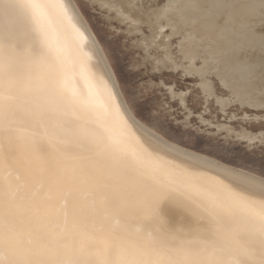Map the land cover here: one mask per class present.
<instances>
[{"label":"snow or ice","instance_id":"1","mask_svg":"<svg viewBox=\"0 0 264 264\" xmlns=\"http://www.w3.org/2000/svg\"><path fill=\"white\" fill-rule=\"evenodd\" d=\"M26 6L45 11L64 7L50 0H28ZM91 7L107 11L110 16L115 13L130 29H138L135 35L143 36L146 46L144 66L155 65L151 73L152 92L159 88L169 105L178 104L185 112L191 109L189 123L195 118V109L188 102L190 98L193 103L203 105L205 114L213 102L217 107L264 112V0L259 3L256 0H167L166 3L162 0H101ZM43 20L35 17L33 24L39 26ZM149 36H152L151 42ZM34 48L22 54L28 68L23 75L15 56L0 55V101H7L0 103V116L11 117L21 110L16 107L20 105L40 123L49 118L59 123L60 116L71 105L74 111L82 113L81 119H86L89 104L73 88L67 60L61 53L54 52L47 33L35 42ZM170 65L175 66L171 75L193 83L164 79L163 69ZM172 111L174 113L175 109ZM45 127L44 136L33 137V148L27 153L36 173L33 185L13 187L9 184L5 188L0 183V264H73L69 259L57 258L64 255L59 247L54 257L41 255V247L53 249L54 245L67 243L69 229L79 228L84 237L88 236L87 224H69L67 213L63 225L66 234L55 237L53 232L59 228L49 232L48 228L60 215L58 208L38 207L41 224L35 233L26 237L6 231L3 226L6 195L30 202L43 192L48 199L64 200L78 192L84 183L93 185L89 191H95L97 182L107 193L108 175L131 168L143 181L141 222H147L158 215L149 198L167 191L157 183L155 176L144 175L139 162L130 158L121 143L102 127L92 133V138L103 145L102 154L110 162L106 170L90 157L69 156L67 150L78 145L56 140ZM45 143L52 149L50 156L41 152V145ZM261 147L264 148V143ZM261 175L264 177V171ZM178 191L187 197H198L192 190L181 188ZM259 195V201L238 197L227 206L205 200L204 215L198 220L204 221L206 226L187 231L177 228L166 240H162L155 229L151 230L150 239L127 231L113 235L107 245L102 246L103 259L93 264H264V191ZM120 200L122 204V196ZM90 208L95 213L97 201H91ZM74 211L83 217L80 207ZM47 213H51L50 220ZM90 243L87 238L84 240L85 247Z\"/></svg>","mask_w":264,"mask_h":264},{"label":"bare ground","instance_id":"2","mask_svg":"<svg viewBox=\"0 0 264 264\" xmlns=\"http://www.w3.org/2000/svg\"><path fill=\"white\" fill-rule=\"evenodd\" d=\"M94 1L97 5L101 3V0ZM27 2L28 0H0V55L5 58L15 56L20 74H26L27 60L22 54L28 49L35 50V42L43 39L47 33L54 52L61 53L67 60L73 88L82 100L88 102L89 110L86 119H81L82 113L74 111L68 105V110L60 116L59 123L50 118L40 123L37 117L23 110L20 105L16 107L21 110L11 117L7 114L0 116V145H3L0 147V183L5 188L9 184L13 187L17 184L33 185L36 173L27 153L33 148V137L44 136L45 126L47 133L56 140H66L78 145L67 150L69 156L90 157L98 167L106 170L110 162L102 154L103 145L92 138V133L102 127L112 139L121 143L130 158L139 162L144 175L155 176L157 183L167 191L158 197L149 198L158 215L147 222H141L140 195L143 181L131 168L108 175L107 193L101 183L97 182L95 191H89L93 185L84 183L80 185L78 192L64 200L56 197L48 199L43 192L38 194L37 200L30 202H21L6 195L3 221L6 231L26 237L35 233L41 224L37 215L38 207L58 208L60 215L56 218V223L48 228L49 232L59 228V231L53 232L55 237L66 234L63 225L64 214L67 213L69 224H87L88 236L84 237L79 228L69 229L67 243L54 245L53 249L42 246L41 255L54 257L55 249L59 247L64 255L57 258L69 259L73 264H93L97 259H103L102 246H106L113 235H122L127 231L150 239L151 230L155 229L161 239L166 240L169 233L177 228L187 231L206 226L204 221L198 220L204 215L202 205L205 200L220 206H227L228 202L235 201L238 197L249 201L261 200L259 194L264 191L263 177L182 147L156 133L137 118L119 88L101 44L75 0H50L54 5L64 6L63 9L54 8L52 11L29 8L26 6ZM166 2L167 0L164 1ZM35 17L44 19L39 26L33 24ZM115 17L122 22L117 14ZM165 37L167 40V36ZM149 38L151 42L152 36ZM170 67L175 68L174 65ZM260 117L264 119V115ZM242 134L251 135L246 131ZM252 136L253 139L255 135ZM51 151L48 144L41 145L42 153L50 156ZM98 153L101 155L98 156ZM181 188L195 191L198 197L181 195L178 191ZM93 200L97 201L95 213L90 208ZM76 207L82 209L83 217L74 211ZM47 215L50 220L51 213ZM86 238L91 241L87 247L84 244Z\"/></svg>","mask_w":264,"mask_h":264},{"label":"rangeland","instance_id":"3","mask_svg":"<svg viewBox=\"0 0 264 264\" xmlns=\"http://www.w3.org/2000/svg\"><path fill=\"white\" fill-rule=\"evenodd\" d=\"M75 1L101 44L119 88L137 118L156 133L182 147L262 177L264 148L261 144L264 143V119L260 116H263L264 112L241 110L231 106L222 108L213 102L205 114L203 105L193 103L190 98L188 102L195 109V118L189 123L191 109L185 112L178 104L169 105L159 88L155 93L152 92L151 73L155 65L144 66L143 52L146 51V46L143 45V36L138 38L135 35L136 30L128 31L127 28L130 27L119 22L114 13L110 16L107 11L92 8L91 5H97L94 0ZM164 1L166 0L162 2ZM172 69L170 66L163 69L164 79L173 83H193L191 80H178L171 75V72L175 71V68ZM172 109H175L174 113ZM245 131L251 135L244 134L246 136L244 137L242 133ZM252 135L257 138L254 136L252 139ZM247 136L249 140L246 139Z\"/></svg>","mask_w":264,"mask_h":264}]
</instances>
